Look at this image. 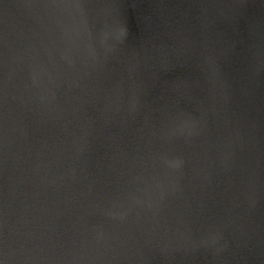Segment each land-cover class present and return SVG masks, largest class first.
<instances>
[{
    "label": "clouds",
    "instance_id": "1",
    "mask_svg": "<svg viewBox=\"0 0 264 264\" xmlns=\"http://www.w3.org/2000/svg\"><path fill=\"white\" fill-rule=\"evenodd\" d=\"M30 2L38 29L0 31V264H142L144 249L163 264H264V16L249 0H156L145 37L117 0ZM164 62L205 92L196 110L155 98ZM43 192L67 228L41 222Z\"/></svg>",
    "mask_w": 264,
    "mask_h": 264
},
{
    "label": "water",
    "instance_id": "2",
    "mask_svg": "<svg viewBox=\"0 0 264 264\" xmlns=\"http://www.w3.org/2000/svg\"><path fill=\"white\" fill-rule=\"evenodd\" d=\"M7 3L11 10L6 15L0 11V31L6 30L18 36H24L31 35L33 30L38 29L37 8L30 0H7ZM108 3L109 0H96L95 7L103 10ZM155 3L156 0H117L116 8L123 21L122 27L127 28L134 36L143 33L147 37L151 21L145 17ZM249 7L257 15L264 16V10L259 9V0H249ZM241 26L243 27V22ZM186 71L187 68L183 62L173 64L164 62L152 74L149 85L153 87L155 98L160 103L167 104L173 110L192 112L204 101L205 92L191 89V81L185 75ZM262 101H264V90L257 88L253 95V104L259 108ZM109 131V129H103L100 133L101 138L97 141L92 163L98 169H103L107 163L104 137L109 134ZM134 131V127L127 128L123 133L125 139L130 138ZM33 134L36 137L47 138L53 136L54 132L47 128L33 126ZM218 135L219 131L215 127L210 129V139H215ZM55 199L56 197L50 192L40 194L37 197L38 215L41 217V222H47L50 227L62 230L70 225L71 217L65 205L53 206ZM132 264H141V258H134ZM142 264H163V260L158 252L144 249ZM195 264H202V262L196 261Z\"/></svg>",
    "mask_w": 264,
    "mask_h": 264
}]
</instances>
